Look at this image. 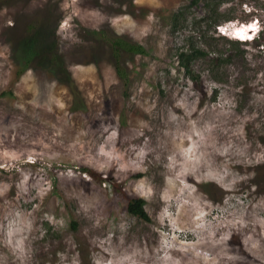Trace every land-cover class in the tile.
Masks as SVG:
<instances>
[{
	"label": "rangeland",
	"instance_id": "rangeland-1",
	"mask_svg": "<svg viewBox=\"0 0 264 264\" xmlns=\"http://www.w3.org/2000/svg\"><path fill=\"white\" fill-rule=\"evenodd\" d=\"M191 1L0 0V264H264V0Z\"/></svg>",
	"mask_w": 264,
	"mask_h": 264
},
{
	"label": "trees",
	"instance_id": "trees-1",
	"mask_svg": "<svg viewBox=\"0 0 264 264\" xmlns=\"http://www.w3.org/2000/svg\"><path fill=\"white\" fill-rule=\"evenodd\" d=\"M202 1L207 0H192L191 4L196 5ZM227 21L228 20H225L223 22ZM113 44L116 50L125 51L132 54L144 53V50L139 45H130L121 41H115ZM56 50L57 42L55 39L54 30L49 33L46 30V25L44 23L38 24L36 26H32L31 24L28 25L25 29L24 35L18 41L13 40L11 43L12 60L15 65L18 67H21L22 65L23 68H27L31 62L37 59L41 61L47 60L45 63L48 67H50L48 69H50L52 73H57L56 70L61 65V57L58 56ZM195 53L196 52L193 51L188 56L179 54L177 57L179 65L186 74H189L190 72L189 64L194 59V56L196 55ZM199 55L201 54L199 53ZM116 72L120 78L125 77V73L121 68L117 67ZM64 74L65 77L63 84L68 88L72 96L73 103L71 109L73 111L83 110L84 105L81 99L78 97V92H76V86L74 85V82L71 81L67 70ZM143 206L144 201L142 199H133L127 204V212L133 216L145 219L146 215Z\"/></svg>",
	"mask_w": 264,
	"mask_h": 264
},
{
	"label": "bare ground",
	"instance_id": "bare-ground-1",
	"mask_svg": "<svg viewBox=\"0 0 264 264\" xmlns=\"http://www.w3.org/2000/svg\"><path fill=\"white\" fill-rule=\"evenodd\" d=\"M248 25V24H247ZM249 25H251L250 27L246 26V24H244L243 26L246 27L244 29V34H246V36L248 38H246V41L248 40H253V38L256 36V33L253 34L254 30L252 29L253 27V24L252 22L249 23ZM256 27V26H255ZM243 28V27H242ZM235 29H239L238 27H236ZM240 34V33H238ZM243 35V33H242ZM251 36V37H250ZM250 37V38H249ZM237 39V38H236ZM191 164V163H190ZM195 165V164H194ZM190 167V168H189ZM202 167L197 165V166H193V164L191 166H187V169L182 172V181L184 182V190H183V193H186V188L187 186L195 181V173L197 171H202L201 169ZM195 184V183H194ZM191 185V184H190Z\"/></svg>",
	"mask_w": 264,
	"mask_h": 264
},
{
	"label": "clouds",
	"instance_id": "clouds-1",
	"mask_svg": "<svg viewBox=\"0 0 264 264\" xmlns=\"http://www.w3.org/2000/svg\"><path fill=\"white\" fill-rule=\"evenodd\" d=\"M250 26H251V25H249L248 27H250ZM252 29L254 30L253 34L258 32L257 30H255L254 25H253ZM244 41H245V40H243V42H244Z\"/></svg>",
	"mask_w": 264,
	"mask_h": 264
}]
</instances>
